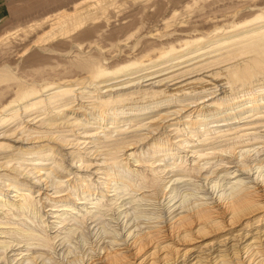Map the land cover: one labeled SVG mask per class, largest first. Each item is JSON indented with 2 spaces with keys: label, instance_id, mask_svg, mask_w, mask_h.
<instances>
[{
  "label": "rangeland",
  "instance_id": "rangeland-1",
  "mask_svg": "<svg viewBox=\"0 0 264 264\" xmlns=\"http://www.w3.org/2000/svg\"><path fill=\"white\" fill-rule=\"evenodd\" d=\"M8 1L7 17L0 21V71L10 75L0 82V95L4 104L11 105L5 110L0 108V142L15 149L55 146L59 154L46 162L43 173L53 177L51 167L60 158L67 169L58 174V185H33L28 192H22L35 198V213L20 208L19 203L11 205L21 197L14 189L6 191L7 187H3L0 264H89L91 257L94 259L103 246L111 245L113 238L127 239L129 230L139 232L157 226L159 223H152L160 220L157 217L163 219L161 224L168 225L175 214L183 211L178 209L179 193L187 195L195 205L200 198L212 203L220 193L231 191L232 183H256V170L243 171L238 164H255L264 159L261 113H245L232 125L196 133L189 149L198 144V154L182 152L181 157L170 161L175 164L168 167H175L169 173L150 144L155 139L174 144L184 138L188 128L184 122L199 120L213 105L225 107L229 99L241 100L253 91L263 94L264 68L255 76L249 75L248 68L255 59L264 60L262 48L255 47L264 38V27L255 29L264 22L253 20L264 18V0ZM74 10L76 13L71 15ZM215 33L223 34L210 38ZM200 35L202 42L182 55L158 58L170 46L193 43ZM130 61L140 63L137 69L109 75L98 83L87 78L92 65L116 71ZM77 78L86 88L72 85L69 88L78 89L76 92L70 96L59 94L55 110L39 105L31 110L25 107L39 99H47L49 106L51 95L68 88L56 86ZM52 81L55 88L46 90ZM21 84L26 85L23 90L36 86L41 93L29 101L13 102ZM111 87L115 91L112 94L108 91ZM91 90L96 92L92 94ZM165 91L181 96L163 110L154 108L150 115L135 122L108 125L110 128L82 125L80 118L85 108L98 100L92 95L99 94L105 100L120 95L147 97ZM145 103L144 99L136 104ZM123 104L124 101L120 105ZM125 109L126 113H136L130 104ZM13 110L19 114L11 117ZM149 116L156 122L147 119ZM58 136L65 140L63 144L56 140ZM72 153L81 155L78 164L82 163V167L70 162ZM114 160L120 168L134 170L130 185L123 187L120 182L107 181L103 172ZM8 161L5 154L0 155V174L16 173L18 159ZM28 175L19 177L35 182V175ZM220 178L224 185L212 189L213 182ZM102 182H110L112 187L107 189ZM86 185L101 191L91 197L83 193ZM171 194L176 197L172 199ZM72 195L78 200H73ZM61 198L70 201L72 207L67 209L66 203L58 202ZM104 226L106 231L101 230ZM191 237L207 242L211 236Z\"/></svg>",
  "mask_w": 264,
  "mask_h": 264
},
{
  "label": "bare ground",
  "instance_id": "bare-ground-1",
  "mask_svg": "<svg viewBox=\"0 0 264 264\" xmlns=\"http://www.w3.org/2000/svg\"><path fill=\"white\" fill-rule=\"evenodd\" d=\"M61 6L62 5L55 7V10ZM75 13L76 10L71 11V15ZM253 20H259L257 22H264V18ZM263 27L264 26H259L255 30ZM215 34L217 35H213V37L210 38L219 37L223 33ZM201 39H203L202 35L197 36L195 39L196 41L193 43L186 42L180 46L172 45L168 49L161 51L158 58H170L182 55L184 52L190 50L193 45L197 46V44H200L202 42ZM255 47L262 48V51H264V38L262 40H258L255 43ZM149 60L153 59L151 58ZM85 64L86 63L83 65ZM138 64L140 63L130 61L125 64L124 67H118L116 71H109L101 66L92 65L91 69H89L91 73L87 76V78L92 80L94 83H98V80H102L105 77L107 78L109 75L114 76L124 72V70L134 69L136 66L138 67ZM263 68L264 60H259V58H257L252 62V66L248 68L250 69L249 75L255 76V72ZM9 75L10 73H7L6 70H1L0 82H3L4 80L2 79ZM85 78L86 77H83L82 79ZM82 79L77 78L58 84L56 87L62 86L68 88L63 89L57 94L51 95L48 101L49 106H47V99H39L31 104L28 103L25 107H27L28 110H31L39 105L41 108H49L50 111L55 110L57 108L55 105L57 96L59 94L70 96L71 93L76 92L78 89L75 88L74 90L76 91H74L69 87L83 83L81 82ZM132 84H135V82ZM54 85L55 82L52 81L45 86V89L49 90L55 88L53 87ZM24 86L26 85L21 84V87L19 86L16 93L17 96L13 102L29 101V98H37L39 96L38 94L41 93V90L37 89L36 86L23 90L22 88ZM85 88L86 87L81 84L79 89L83 90ZM2 89L3 88H0V93ZM112 89L113 87L108 90L111 94L115 92ZM91 92L93 94L96 91L91 90L90 93ZM168 93L169 92L165 91L161 94L154 93L148 95L147 97L130 96L127 98H123L121 97L122 95H120L113 96L112 98L105 100H103V96H101L100 99L98 96L99 94L92 95L91 97H95L98 100L94 102L91 107L85 108L86 111L82 114L84 117L80 119L83 121V126L88 127L97 125L99 128L104 126L107 127L108 125L113 127L112 125L117 123L127 124L128 122H135L142 117L150 115L154 112V108L157 111L163 110V106L168 105L172 100L174 101L181 96L180 94H174L173 92ZM78 95L79 94H77V96ZM247 95V97L241 100H235V98L229 99L228 102L225 103H228L225 107L219 105L211 106L205 111V114L199 120L195 119L185 121L184 124H188V128L185 130L186 136L177 140L174 144L164 141L158 142L155 139V141H153L150 145H152L155 156L159 159V161L164 162L161 166L166 170L168 166L175 164V162H172V164L170 161L177 157H181L182 152H185L186 155L187 153L192 152V155L190 156L197 155L198 150L196 149H198V144L191 146L189 149V143L191 142L190 139L195 137L196 133L205 134L211 129H219L223 126L232 125L233 120L239 118L245 113H261L260 116L264 118V92L263 94H258L257 91H253ZM144 99L146 103L138 106L139 102ZM123 101L124 104L120 105ZM128 104L135 106L136 113H126L125 106ZM10 105L11 103L4 104L0 95V108L5 110ZM235 105H237V107H235ZM112 108L115 109L111 111ZM87 110H89V112H87ZM59 113L60 110L56 112V114ZM18 114L17 110H13L11 117ZM122 114H124V116H121ZM148 118H152V116L147 117V119ZM153 119L154 118H152V121L156 122ZM6 120L7 119H5L3 123H5ZM110 127L108 126V128ZM85 131L86 133H89L87 132L89 129L85 128ZM102 132H104V130H102ZM104 133L105 136L109 135V132L105 131ZM90 135L92 137L95 136L91 133ZM56 140L62 144L65 142L61 136H58ZM5 146H7V148H5ZM53 147L50 148L46 145L31 149H15L0 142V155L5 154V156L9 158V163L14 159H18L17 167L14 170L16 173L12 174L11 172H5L0 174V195L3 194V187H7L6 191H12L14 189L17 192V195L21 197L19 200H14V203H10L11 205L19 203L20 208L28 209L31 213H35L37 211L32 204L35 198L33 199L32 196H27L25 195L26 193L22 192H28L32 187H34L33 185L38 186L39 184H43L48 187L58 185L60 183L58 180V174L63 168L66 167L67 169L63 158L56 161L53 160L55 161L53 162L55 164L51 167L53 173H55L53 177L49 174L43 173L46 168V162L51 160L53 156L59 154L57 147ZM81 161V155L74 153L70 155V162L77 164L76 166H78V168L83 166L82 163L80 165L78 164V162ZM238 163L240 162L238 161ZM238 166V169L243 171L247 170L251 172L255 169L256 183L254 182L253 185L242 184L243 182L237 184L232 183L231 191L226 192V190L225 192L220 193L219 196L217 195L215 197L214 201L212 200V203L209 201H203L204 199L200 198L196 200L197 204L195 205L191 200L190 202L187 200V195L179 193L176 195L177 197L181 196L180 206L178 209H182L183 211L175 214L172 221L168 225H166L168 222L166 224H161L163 219H161V217H157L160 218V220L152 222L159 223L157 226H152L149 229L141 230L139 232L129 230L127 232V239L113 238L111 245L109 244L107 247L103 246V251L101 253L99 252L100 254L98 253L94 259V256L91 257L92 260H90L91 262L89 264H245V262H249L248 264H264V159L255 164H246L242 161L238 164ZM174 167L175 165L172 166L171 169H174ZM168 168L169 173L171 169L170 167ZM133 172L134 170L130 167L120 168L119 162L114 160L107 166L106 171L104 170L103 173L106 174L108 178L107 181H114L115 183L120 182L123 187H126L132 183L130 176ZM31 173L35 175V179L37 180L33 183H29L26 179L27 177H24V179L19 177L22 174L27 176ZM171 180H173V178H171L170 181ZM221 180V178L215 181L213 180L214 182L211 185V188L218 190L224 185ZM209 183H212V181ZM79 184H77V186H80ZM102 184L104 185L106 183L102 182ZM109 187H112V183L110 182L106 184V188L108 189ZM41 189L42 187L38 189L40 196L43 194ZM82 190L84 194H89L91 197L93 195H98L101 191L97 186L92 187L90 185L83 186ZM102 193L103 192H101V194ZM60 196L61 195L56 196L55 198H59ZM176 196H172V199ZM2 197L0 196L1 199ZM72 198L75 201L78 200V198L74 195H72ZM65 199L66 198H61L58 202L66 203L67 209L71 208V202L65 201ZM92 199L94 200V198ZM98 206L99 204L95 202V207ZM67 209H63V212H67ZM192 224H194L193 227ZM102 228L103 229L101 230L106 231L105 226ZM208 234L211 237L207 242H202L200 240L194 241L196 238L191 237L194 235L201 238V236H208ZM82 240L84 241L85 239ZM186 241H192V243L187 245ZM127 252H129V254H127ZM180 258L181 260L179 261Z\"/></svg>",
  "mask_w": 264,
  "mask_h": 264
},
{
  "label": "crops",
  "instance_id": "crops-1",
  "mask_svg": "<svg viewBox=\"0 0 264 264\" xmlns=\"http://www.w3.org/2000/svg\"><path fill=\"white\" fill-rule=\"evenodd\" d=\"M10 6L8 0H0V21L7 17Z\"/></svg>",
  "mask_w": 264,
  "mask_h": 264
}]
</instances>
